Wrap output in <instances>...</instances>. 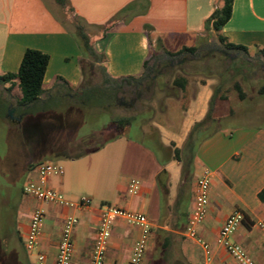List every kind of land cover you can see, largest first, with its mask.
<instances>
[{
    "label": "crops",
    "instance_id": "crops-1",
    "mask_svg": "<svg viewBox=\"0 0 264 264\" xmlns=\"http://www.w3.org/2000/svg\"><path fill=\"white\" fill-rule=\"evenodd\" d=\"M217 1L68 0V3L72 16L96 23L101 19L99 13L116 11L131 4L114 28L109 29L107 24L108 29L93 40L96 49L106 56L107 73L120 77L139 75L144 61L150 56L151 43L144 31L145 25H150L158 33L168 31L198 39L205 34L217 36L212 29L209 32L204 30V21L221 4ZM18 2L0 0V75L16 72L25 49L34 48L49 56L43 76L45 90H49L59 77L72 88H78L82 80L80 51L71 38L66 19L57 14L59 24H65L63 31L23 29L22 21L16 22L14 17ZM140 2L142 6H136ZM219 33L229 43L246 46L250 56L264 49V0H233L231 16ZM184 70L187 69L181 68L182 72ZM179 76L186 79L183 89L172 83V76L166 84L164 105L158 109L157 115L152 116L151 109L138 113L134 122L137 125L131 123L118 136L100 140L106 130L103 127L79 135V138H73L63 130L49 134L55 147L46 152L44 140L33 141L30 145L19 133L24 175L35 178L40 162L60 163L64 168L63 175L50 177L48 186L72 203L81 196H88L91 200L85 207L42 203L46 215L35 251L46 255V264L54 262L67 216L78 219L72 231L74 251L70 264H88L101 206L122 208L147 217L151 233L141 264L146 263L155 229L172 233L168 237L171 264H207L200 246L183 235L194 202L195 184L204 172L210 173L211 181L207 212L198 227V235L210 245V264H238L217 243L220 227L235 211H240L243 219L232 233L231 240L258 264H264V201L258 197L264 188V127L219 124L223 117L235 113H231L230 107L222 118L219 116L217 101L225 99L222 100L219 94L214 96V89L220 83L217 73L185 72L175 77ZM10 86V83L0 84V127L20 130L22 118L16 115L12 104L6 111L3 109V104L19 95L18 89ZM8 88H12L11 91ZM210 104L211 115L216 120L209 129L210 135L196 145L190 179L182 190L183 160L180 159L188 156L184 145L194 124L207 115ZM9 109H14L13 115L20 121L8 117ZM134 128L137 134L129 135ZM92 132L100 135L98 133L95 137ZM72 148L77 149L71 151ZM175 150H180L178 155L181 158H176ZM131 179L140 182L135 194L128 191ZM0 204L6 206L0 213V264H33L35 252H27L23 241L30 214L40 203L24 195L21 186L15 191L4 187ZM139 234L137 226L117 218L110 229L104 264H127Z\"/></svg>",
    "mask_w": 264,
    "mask_h": 264
},
{
    "label": "rangeland",
    "instance_id": "rangeland-1",
    "mask_svg": "<svg viewBox=\"0 0 264 264\" xmlns=\"http://www.w3.org/2000/svg\"><path fill=\"white\" fill-rule=\"evenodd\" d=\"M221 2L222 0L217 1L218 4ZM142 4L143 3L140 2L136 6L141 7ZM57 11L58 7L55 6L53 0H19L16 4L14 17L16 22L22 21L23 29L29 31H63L65 26L64 24H59ZM120 12L121 9L109 11L108 13H104V11L99 13L101 16L99 23L79 16H72V12L68 7L64 11L61 10V12H58V15L66 19L65 21L68 26H73V23L77 20L82 21L85 33L89 35L90 40L94 44V37L97 35L99 36L102 32L101 28L95 25L99 24L106 26L108 24L109 29L111 27L114 28V25L122 20L123 14H120ZM118 15L119 18L116 19ZM71 38L79 50L75 37L71 35ZM218 44L217 37L213 35L205 34L198 39L185 34H176L168 31L158 33L157 31H153V35L151 36L150 57L159 55V60H164V63H168L169 61L173 66V72L171 76H168L167 73L165 74L168 70L164 68L162 73H158L150 100L139 101V103H136L135 110L131 108V103L127 99H118L116 105L110 107L108 110L93 108L91 111H82L72 109L69 114L63 115L62 117L47 115V117L41 119H24L20 130H6L0 127V195L4 187H8L10 190L15 191L21 188V186L23 187L26 181L32 179V177L24 175V171L21 168L23 156H21L18 144L19 133L29 141L30 145L38 140H44L45 142L43 144L46 152L52 147H55L50 141V133L66 130L73 138H79V135L103 127L106 130L105 133L102 134L103 136L99 137L100 140L121 134L126 127L121 126L116 128L113 123H110V119L114 120L119 117L132 116L135 113L147 112L149 109L152 110V116L157 115L158 109L162 108L164 105L166 84L168 85V81H170L172 76L175 77L185 72L196 73V70L190 67V64H186L184 68L187 70L182 72L180 65L183 60L180 61L181 58L179 57H168V55L164 54L165 52L175 53L184 47H192L194 45L199 47L200 45H204L202 49L206 48V50L209 51V55L222 58L220 56V54H222V49ZM228 58L233 61V65L236 66L238 70L232 79L223 82L221 89L218 91L217 94L220 95L222 100L225 99V101H217V110H219V116L221 117L224 116L223 114L228 113L231 107V113H235V115L221 117L222 119L219 124L228 127H264V58L260 56L257 57L256 54H254L252 55V60L248 61V56L235 52L228 54ZM235 82L240 85V90L244 93L243 99L239 97V91L234 87ZM134 124L137 125L136 123ZM92 133V135L96 137L99 132ZM136 134V128L129 133L131 136H135ZM74 149L76 150L77 148H72L71 151ZM183 161H187L186 157ZM5 209L6 206L4 207L0 204V213H3ZM158 231H162V229H155L153 231L154 235H151L148 246L149 254L146 255V263L144 264H171L172 262V252L168 254V246L167 248L163 246L162 236L159 240L156 239V233H158Z\"/></svg>",
    "mask_w": 264,
    "mask_h": 264
},
{
    "label": "trees",
    "instance_id": "trees-1",
    "mask_svg": "<svg viewBox=\"0 0 264 264\" xmlns=\"http://www.w3.org/2000/svg\"><path fill=\"white\" fill-rule=\"evenodd\" d=\"M53 1L58 7L57 12H59V9L64 11L67 7L72 12L68 0ZM232 2L233 0H222L221 4L213 10L210 17L204 21L205 31L209 32L212 29L217 32L216 37L219 42L218 46L222 49V54H220L222 58L209 55V51L206 48L202 49L197 46L184 47L175 53H164L171 58H181L180 61L183 60L180 65L182 69H185L184 66L186 64H190V67L194 68V70L202 71L207 75L217 73L220 83L214 89V96L221 89L223 82L232 79L238 70L233 65V61L229 60L228 54L231 52L240 53L248 56V61L252 60V56L249 55L246 46L229 43L219 33L231 16ZM130 7L131 4L122 8L120 14L125 13ZM117 18H119V15ZM68 27L71 35L75 37L80 50L79 65L82 80L79 87L74 89L64 79L59 77L49 90H45L43 87V76L49 56L38 49L27 48L23 53L18 70L0 75V84L10 83V87H15L19 91V95L9 100L7 104H3L5 111L12 104L16 115L21 117L22 121L27 118L41 119L47 117V115L62 117L69 114L72 109L82 111H91L93 108L108 110L116 105L118 99H127L131 103V108L135 110L136 103L142 100H150L158 73H162L164 68L168 70V72H165L168 76H171L173 72V66L169 61L164 63V60L158 59L159 55H153L144 61L142 72L139 75L112 77L106 71L105 54L96 49L89 35L85 33L83 22L77 20L73 23V26L70 25ZM98 27L101 28L102 32L107 28V26ZM144 31L148 37V42L151 43L152 27L145 25ZM255 54L257 57L264 58V49H260ZM172 83L183 89L186 79L182 76L174 77ZM234 87L239 91V97L243 99L244 93L241 92L240 85L235 82ZM11 89L8 88V91H11ZM211 112L212 106L210 104L207 115L202 121L194 124L185 142L184 150H186L188 156H186L187 161H183L181 168V180L184 181L180 184L182 190L185 189L186 182L190 179L192 171L191 160L194 156L196 145L210 135L211 131L209 129L216 120L212 117ZM137 114L119 117L114 120L110 119V123H113L116 128L121 126L127 128L133 121H136L138 118ZM179 152L180 150H175L174 152L178 159L181 158L178 155ZM258 197L264 201V188L258 193ZM161 236L162 244L167 248L169 244L168 237H171L172 233L168 232V230L158 231L156 238L159 240Z\"/></svg>",
    "mask_w": 264,
    "mask_h": 264
},
{
    "label": "built area",
    "instance_id": "built-area-1",
    "mask_svg": "<svg viewBox=\"0 0 264 264\" xmlns=\"http://www.w3.org/2000/svg\"><path fill=\"white\" fill-rule=\"evenodd\" d=\"M64 168L60 163L53 161L41 162L36 167V177L29 179L23 184L24 195L35 199L38 203L29 217L28 227L24 237L23 245L27 252H35L33 264H46V255L43 252L35 251L41 234V228L45 220L46 211L42 203L60 204L65 206H89L91 200L88 196H81L76 203L67 201L57 190L48 186V180L53 176H61ZM211 175L204 172L196 181L194 189V202L188 215L183 235L194 240L201 248L205 261L210 264L211 248L209 243L198 235V227L204 222L210 189ZM140 182L131 179L128 183L129 193H137ZM117 218L124 219L128 224L137 226L140 229L139 238L134 243L131 255L127 264H141L144 251L150 237L151 229L148 219L141 213L131 212L122 208L112 206H101L99 209V221L94 238V244L88 264H104L105 253L108 247L110 229ZM243 215L240 211L230 214L220 227L217 243L221 245L238 264H258L246 251L237 243L231 240V235L242 221ZM78 219L74 216H67L63 222V228L57 244L56 255L53 264H70L74 243L72 231Z\"/></svg>",
    "mask_w": 264,
    "mask_h": 264
},
{
    "label": "water",
    "instance_id": "water-1",
    "mask_svg": "<svg viewBox=\"0 0 264 264\" xmlns=\"http://www.w3.org/2000/svg\"><path fill=\"white\" fill-rule=\"evenodd\" d=\"M13 112H14V109H9V110H8V113H7L8 117H9L10 119H12V120L20 121V118L14 116V115H13Z\"/></svg>",
    "mask_w": 264,
    "mask_h": 264
}]
</instances>
